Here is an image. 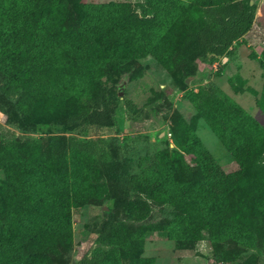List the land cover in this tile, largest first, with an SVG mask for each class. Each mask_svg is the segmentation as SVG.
Returning <instances> with one entry per match:
<instances>
[{"label":"trees","instance_id":"obj_1","mask_svg":"<svg viewBox=\"0 0 264 264\" xmlns=\"http://www.w3.org/2000/svg\"><path fill=\"white\" fill-rule=\"evenodd\" d=\"M256 10L249 0H0V113L21 134L0 141V264H55L72 243V211L103 201L110 213L95 242L109 248L79 264H157L143 256L150 229L132 232L120 212L139 223L151 215L180 251L208 241L214 264L264 257V125L216 87L184 96L235 172L183 121L172 129L175 148L137 167L118 159L116 138L73 137L113 122L104 78L151 58L183 92L233 57L255 30ZM249 58L263 70L261 91L245 88L239 73L228 83L257 97L264 116V48ZM50 133L69 137L56 147Z\"/></svg>","mask_w":264,"mask_h":264},{"label":"rangeland","instance_id":"obj_2","mask_svg":"<svg viewBox=\"0 0 264 264\" xmlns=\"http://www.w3.org/2000/svg\"><path fill=\"white\" fill-rule=\"evenodd\" d=\"M111 1L138 3L143 0H82L84 3L95 4ZM249 1L257 7L255 30L249 32L241 39L240 44L234 47L233 57L223 59L222 67L215 64L212 71H207L210 73L209 79L203 82L188 81V89L179 92L176 91L171 75L151 58H145L131 68L124 65L117 73H112L102 80L103 86L110 92L113 112L111 125L89 128L83 134L73 137L79 141L116 138L118 159L121 161L133 159L137 167L140 157L153 156L158 151L174 149L172 129L183 121L193 127L195 135L225 173L237 171L238 167L230 154L204 121L197 117L184 95L189 90L196 93L199 88L216 87L264 125V116L256 105L257 97L247 91L236 93L228 83L231 77L239 73L246 81L245 88L260 92L263 86V70L258 60H251L249 55L253 52L260 57L264 48V0ZM217 71L220 73L215 75ZM20 136L17 129L8 124L6 116L0 113V141ZM32 136L39 138L42 134L36 133ZM48 137L56 147H61L64 138L67 140L69 135L50 133ZM112 156L115 157L113 154ZM2 179L0 171V184ZM110 205V202L103 201L72 211V243L70 248L59 250V255L53 259L55 264H79L84 255L96 249L109 248L106 244H97L95 239L107 220ZM112 215H115V211H112ZM118 219L125 221L129 229L135 233L143 226L150 229L146 236L143 256L154 258L157 264H187L196 262V257L204 258V264H214L211 261L212 250L208 241L198 243L193 251H180L157 232L155 229L157 223L152 221L151 215L139 223L126 220L124 214L120 212ZM249 255V252H244L242 258ZM253 264H264V257L254 258Z\"/></svg>","mask_w":264,"mask_h":264},{"label":"crops","instance_id":"obj_3","mask_svg":"<svg viewBox=\"0 0 264 264\" xmlns=\"http://www.w3.org/2000/svg\"><path fill=\"white\" fill-rule=\"evenodd\" d=\"M197 261L196 262H192V263H187V264H204L205 260L204 258L201 257H196ZM202 260V261H201ZM212 261V260H211Z\"/></svg>","mask_w":264,"mask_h":264},{"label":"water","instance_id":"obj_4","mask_svg":"<svg viewBox=\"0 0 264 264\" xmlns=\"http://www.w3.org/2000/svg\"><path fill=\"white\" fill-rule=\"evenodd\" d=\"M251 5H252V3H251Z\"/></svg>","mask_w":264,"mask_h":264}]
</instances>
